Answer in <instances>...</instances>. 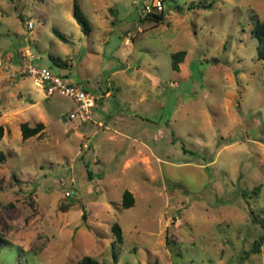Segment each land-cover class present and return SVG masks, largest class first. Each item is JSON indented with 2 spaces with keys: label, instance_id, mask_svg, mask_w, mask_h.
Here are the masks:
<instances>
[{
  "label": "rangeland",
  "instance_id": "374dc122",
  "mask_svg": "<svg viewBox=\"0 0 264 264\" xmlns=\"http://www.w3.org/2000/svg\"><path fill=\"white\" fill-rule=\"evenodd\" d=\"M161 1L157 23L156 0H78L86 32L74 0H0V264H264V0ZM27 47L92 121L21 75Z\"/></svg>",
  "mask_w": 264,
  "mask_h": 264
},
{
  "label": "trees",
  "instance_id": "16d2710c",
  "mask_svg": "<svg viewBox=\"0 0 264 264\" xmlns=\"http://www.w3.org/2000/svg\"><path fill=\"white\" fill-rule=\"evenodd\" d=\"M74 17L78 24L81 26L83 31L90 32L91 26L84 15L80 3L78 0H74V11H73ZM163 12L160 11L159 13L152 12V15L149 18H153L157 23H161L164 20ZM54 33L61 38L64 41H67V38L64 34H62L58 29H54ZM254 38L257 40V53H258V59L262 62H264V21H261L259 25L254 26L252 30ZM186 51H179L172 54V67L175 71H180V65L185 61L187 57ZM55 64L58 67H66L67 64L63 62L62 60L58 59L55 60ZM62 76V75H60ZM65 78H68L67 76H62ZM44 123H38L35 127H31L28 123H24L21 128L23 132V138L25 140L34 137L36 135H39L44 130ZM3 134V127H0V138ZM5 159V155L0 153V160ZM136 204L135 197L131 191H125L122 198V205L124 208H132ZM83 219L87 221V214L84 212ZM260 224H262L263 230H264V221L259 220ZM113 234L115 235L116 241L123 242L124 240V232L122 227L116 223L112 227ZM4 240L0 238V252L1 248L3 247ZM264 244V234L260 236V238L254 243L253 250L255 252H259L261 247ZM76 264H103L96 260L94 257L90 255L83 256Z\"/></svg>",
  "mask_w": 264,
  "mask_h": 264
},
{
  "label": "built area",
  "instance_id": "2783aa9c",
  "mask_svg": "<svg viewBox=\"0 0 264 264\" xmlns=\"http://www.w3.org/2000/svg\"><path fill=\"white\" fill-rule=\"evenodd\" d=\"M152 9L163 11L164 5L161 0H156L152 7L147 6L145 10ZM33 22L27 23V29H33ZM37 59L31 48L27 47L22 56L21 75H28L35 80L37 85L46 91L48 99L60 95L76 103L75 108L69 114L71 121L88 123L92 121L93 111L97 108V100L80 86L73 84L69 78L62 77L50 69H41L34 66Z\"/></svg>",
  "mask_w": 264,
  "mask_h": 264
},
{
  "label": "crops",
  "instance_id": "0c3cea01",
  "mask_svg": "<svg viewBox=\"0 0 264 264\" xmlns=\"http://www.w3.org/2000/svg\"><path fill=\"white\" fill-rule=\"evenodd\" d=\"M109 95V93L107 92V94L105 95L106 97ZM97 109V108H96Z\"/></svg>",
  "mask_w": 264,
  "mask_h": 264
}]
</instances>
